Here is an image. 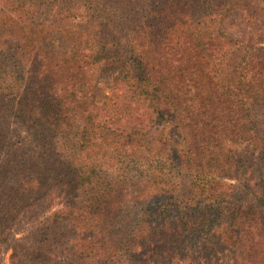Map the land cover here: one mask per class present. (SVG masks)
<instances>
[{
    "label": "trees",
    "instance_id": "obj_1",
    "mask_svg": "<svg viewBox=\"0 0 264 264\" xmlns=\"http://www.w3.org/2000/svg\"><path fill=\"white\" fill-rule=\"evenodd\" d=\"M250 9L0 0V264H264V44L224 28Z\"/></svg>",
    "mask_w": 264,
    "mask_h": 264
},
{
    "label": "rangeland",
    "instance_id": "obj_2",
    "mask_svg": "<svg viewBox=\"0 0 264 264\" xmlns=\"http://www.w3.org/2000/svg\"><path fill=\"white\" fill-rule=\"evenodd\" d=\"M262 11L258 10H237L229 13L227 19L224 21L225 32L233 37L234 41H250L251 43L264 44V16ZM233 154V147H231ZM238 154V153H237ZM242 154V153H240ZM246 154H242L244 156ZM241 156V155H239ZM239 177V176H238ZM244 178V175L240 176ZM25 227L24 224H20L17 228L18 232L16 237H20L21 230ZM6 261H8L9 252L5 255ZM228 257L225 255H219L213 260V264H228Z\"/></svg>",
    "mask_w": 264,
    "mask_h": 264
}]
</instances>
